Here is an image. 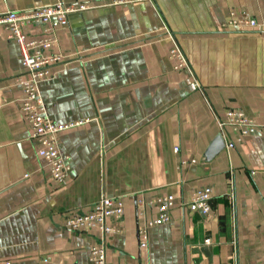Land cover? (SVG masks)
I'll return each instance as SVG.
<instances>
[{
    "label": "crops",
    "instance_id": "crops-1",
    "mask_svg": "<svg viewBox=\"0 0 264 264\" xmlns=\"http://www.w3.org/2000/svg\"><path fill=\"white\" fill-rule=\"evenodd\" d=\"M56 1L88 5L65 24L51 20L62 58L38 86L50 118L70 125L58 144L71 170L53 182L27 136L16 81L25 68L0 25V264H90L102 239L104 264H264V134L236 140L212 114L233 108L264 124V0H0V14ZM229 10L256 25L225 27ZM42 29L22 27L27 39ZM172 39L188 67L173 68ZM218 133L233 146L205 161ZM201 187L207 214L183 205ZM164 194L175 200L171 219L150 227L141 249L136 227L156 209L137 200ZM101 196L124 201L117 232L64 226Z\"/></svg>",
    "mask_w": 264,
    "mask_h": 264
},
{
    "label": "built area",
    "instance_id": "built-area-1",
    "mask_svg": "<svg viewBox=\"0 0 264 264\" xmlns=\"http://www.w3.org/2000/svg\"><path fill=\"white\" fill-rule=\"evenodd\" d=\"M141 0H110L109 5L118 6L127 3L140 2ZM152 1V0H148ZM88 8L83 2H74L73 4H63L60 1L50 5H44L22 10H8L0 14V25L6 30L7 38L14 41L21 55V65L25 68L24 77L16 79L21 87L22 98L19 107L21 118L26 123L27 136L35 144V152L39 158L44 160L49 171L50 178L56 184L62 183L68 176L71 168L67 154L59 150L58 137L59 132L65 130L70 125L57 124L48 113L46 102L39 93V83L42 80L51 77L50 65L56 64L61 60L62 54L54 52L52 47L56 43L53 33L51 20L55 19L58 24L67 22V15L74 11H83ZM229 10V18L224 26L233 27H253L256 25L252 17H245L244 13ZM42 24V35L40 38L27 39L22 31L26 24ZM167 34L172 38L171 34ZM171 49L168 52V58L173 62V68H186L189 66L186 56L177 41L172 39ZM191 90L202 92V86L194 76L186 79ZM218 130L222 133L226 127H230L235 132L236 140L246 135L264 134V124H257L253 119L242 113L240 110L228 108L224 111V118L212 111ZM233 146V141L224 142L223 147L229 149ZM174 152H178L176 147ZM183 163V161H180ZM210 190L208 187L196 188L188 198L186 207L193 211H199L207 214L210 208ZM174 199L171 194L156 196L149 200H137V205L141 208L146 205L153 206L156 209L153 218L146 219L136 227L137 245L139 248H146L148 243V229L155 225L169 222L171 217L169 211L174 205ZM124 201L120 197L101 196L85 212H73L67 215L64 220V226L72 231L78 229H91L97 227L102 234L113 233L119 230L117 225L123 213ZM139 215L143 211L138 212ZM107 218L113 219L115 223L108 225ZM208 243V239L205 240ZM105 243L100 240L96 246L89 248L88 260L90 264H104L105 262Z\"/></svg>",
    "mask_w": 264,
    "mask_h": 264
},
{
    "label": "water",
    "instance_id": "water-1",
    "mask_svg": "<svg viewBox=\"0 0 264 264\" xmlns=\"http://www.w3.org/2000/svg\"><path fill=\"white\" fill-rule=\"evenodd\" d=\"M223 145L224 144L221 134H216L206 147V150L203 153V159L205 161L211 160L213 156H215L217 153L224 149Z\"/></svg>",
    "mask_w": 264,
    "mask_h": 264
}]
</instances>
